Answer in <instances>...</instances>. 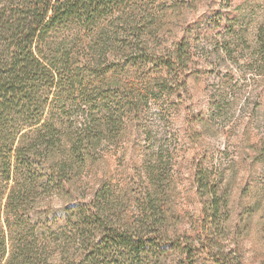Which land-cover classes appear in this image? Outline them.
<instances>
[{"label":"rangeland","instance_id":"1","mask_svg":"<svg viewBox=\"0 0 264 264\" xmlns=\"http://www.w3.org/2000/svg\"><path fill=\"white\" fill-rule=\"evenodd\" d=\"M261 27L264 0H196L193 11L168 12L154 45L163 51L183 46L179 73L161 79L155 58L132 72L104 66L94 97L103 133L77 169L41 168L32 216L59 220L103 187L117 197V214L130 219L135 199L153 183L166 217L163 230L198 240L207 192L214 189L219 204L226 202L227 217L217 219L223 233L195 264H264ZM72 104L61 120L78 134L88 111Z\"/></svg>","mask_w":264,"mask_h":264},{"label":"trees","instance_id":"2","mask_svg":"<svg viewBox=\"0 0 264 264\" xmlns=\"http://www.w3.org/2000/svg\"><path fill=\"white\" fill-rule=\"evenodd\" d=\"M195 7L196 0H0V264H195L212 253L223 233L217 219L227 217L214 189L198 240L163 230L153 183L130 219L103 187L59 220L32 216L41 168L77 169L103 133L94 98L103 67L132 72L155 58L161 79L177 75L183 46L159 50L154 32L168 12ZM73 102L88 111L78 134L61 120Z\"/></svg>","mask_w":264,"mask_h":264}]
</instances>
